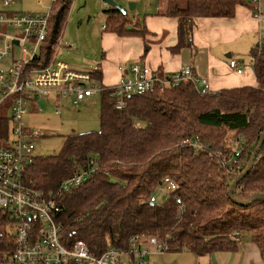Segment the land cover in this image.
Wrapping results in <instances>:
<instances>
[{
    "label": "trees",
    "instance_id": "16d2710c",
    "mask_svg": "<svg viewBox=\"0 0 264 264\" xmlns=\"http://www.w3.org/2000/svg\"><path fill=\"white\" fill-rule=\"evenodd\" d=\"M184 2L181 7L178 0H169L164 8V16L179 21L173 52L192 47L196 18H233L238 6L252 9L257 16L261 13L258 0ZM71 3H53L47 39L27 70L51 64ZM106 13L105 32H135L129 13L113 7ZM252 58L256 86L202 96L193 83H182L127 96L122 110L116 108L107 87L101 93L99 131L72 133L64 137L57 154L35 156L25 183L54 200L64 239L81 240L100 255L110 247L126 249L132 236L145 234L165 242L169 251L200 257L235 252L241 235L249 234L264 264V201L234 202L228 191L237 177L222 163L228 134H244L248 139L244 172L264 133V36ZM93 78L99 81L100 73L94 72ZM11 129L10 117L0 115V146ZM188 138L206 149L183 145ZM83 171L88 174L82 185L60 191L64 181ZM167 178L177 189L169 201L152 204L150 198ZM255 194L264 195V143L253 169L234 190L238 202H247ZM176 198L184 203L181 216Z\"/></svg>",
    "mask_w": 264,
    "mask_h": 264
},
{
    "label": "built area",
    "instance_id": "2783aa9c",
    "mask_svg": "<svg viewBox=\"0 0 264 264\" xmlns=\"http://www.w3.org/2000/svg\"><path fill=\"white\" fill-rule=\"evenodd\" d=\"M12 1L3 0V3L9 6ZM55 1L50 0L44 13L0 12V29L6 26L16 31L11 36L0 30V59L7 56L14 59L10 68L0 70V111L10 110L12 122L11 134L0 146V264H146L151 255L169 251L168 245L157 237L142 234L132 236L126 249L110 247L96 255L81 240L68 243L63 227L56 220L54 200L25 183L26 171L37 156L35 143L45 136L41 130L22 125V115L28 108L34 106L41 112V101L48 100L52 91L60 99H73L78 106L81 101L93 98L107 88L94 80L92 72L76 71L57 61V52L49 66L27 70L47 39ZM48 2L38 0L41 6ZM57 46H61V41ZM16 47L21 48L19 59L14 56ZM229 66L239 74L243 71L237 60H231ZM119 70L121 78L111 87V97L119 110L126 108L127 96L164 91L182 83H193L202 96L211 93L208 81L197 77L189 66L169 73L140 64ZM59 114L61 111L57 110L56 115ZM247 144L244 134L235 135L226 143L222 163L230 175L238 177L242 174L247 164L244 159ZM183 145L196 151L206 149L193 138L184 140ZM87 174L84 171L74 174L60 185V191L82 185ZM176 189L177 185L167 178L150 202L161 203L158 193L164 194L165 201H169L170 193ZM176 203L181 216L184 203L180 198H176Z\"/></svg>",
    "mask_w": 264,
    "mask_h": 264
},
{
    "label": "crops",
    "instance_id": "0c3cea01",
    "mask_svg": "<svg viewBox=\"0 0 264 264\" xmlns=\"http://www.w3.org/2000/svg\"><path fill=\"white\" fill-rule=\"evenodd\" d=\"M11 5L5 6L2 0L4 9H8ZM137 5L139 6L140 2ZM149 5L143 14L133 11L130 14L126 10L133 19L134 25L131 27L135 31L133 34L117 35L105 32L104 26L109 14H104L105 23L102 31L98 34L94 31L100 43V52L90 60L85 58L88 61L86 65L92 67L89 70L75 69L69 63L59 60L58 57L57 61L76 71L92 73L98 71L100 80L95 81L105 87L115 86L119 82L120 67L128 69L134 64L160 69L167 73L189 66L197 77L208 81L211 93L244 86H256L252 54L261 44L264 36V0L258 2L261 12L258 17L252 9L238 6L233 18H196L192 47L183 48L178 52L172 50L178 43V19L164 16L160 0H152ZM0 12L16 13L8 10ZM7 28L9 27L3 26L0 30L6 33ZM61 46H56L55 54L60 51ZM73 46L74 44L67 45V47ZM246 59L250 60V66L245 65ZM231 60L239 62L243 70L241 74L230 68ZM12 62H14L13 58ZM195 260L196 264H263L260 251L252 242L249 234L241 235L235 252L196 256Z\"/></svg>",
    "mask_w": 264,
    "mask_h": 264
},
{
    "label": "rangeland",
    "instance_id": "374dc122",
    "mask_svg": "<svg viewBox=\"0 0 264 264\" xmlns=\"http://www.w3.org/2000/svg\"><path fill=\"white\" fill-rule=\"evenodd\" d=\"M121 8L129 11L130 3L140 2V5L135 7L133 12L143 14L144 10L149 8L152 0H112ZM163 10L169 0H160ZM181 7L185 6L184 0H178ZM8 9L2 6L0 0V11L8 10L12 12L24 13H44L46 8L50 6V0L45 6H41L38 0H13ZM111 6L106 5L103 0H72L69 7L65 26L62 33V46L57 53V57L61 61L69 63L75 69L92 68L86 65L92 57L100 52V43L94 35L102 31L105 23L104 14ZM264 25V24H263ZM8 35H15L14 28H7ZM2 44V42H0ZM74 44L73 47L67 45ZM57 51V48H55ZM95 54V55H94ZM14 56L19 59L21 56V48L16 47ZM245 65L250 66V60L246 59ZM13 65L12 56H7L0 59V68L7 70ZM72 69V68H71ZM101 94H96L90 100L74 104L73 99L58 98L56 92H50L48 100L41 101L40 107L42 111H37V108L30 106L25 114L22 115L21 123L24 126L41 130L45 137L36 141L35 153L40 156H49L57 154L63 144L65 136L72 133H87L96 132L101 128L100 124V108ZM60 110L61 114L56 115V111ZM0 115L10 117L11 111L2 109ZM234 134H228L227 142ZM159 202L165 201V195L158 193ZM248 235V234H246ZM185 252V253H184ZM160 252L158 255H151L147 259L146 264H196V256L191 252ZM179 253V254H177ZM163 255V257H161Z\"/></svg>",
    "mask_w": 264,
    "mask_h": 264
},
{
    "label": "water",
    "instance_id": "95a60500",
    "mask_svg": "<svg viewBox=\"0 0 264 264\" xmlns=\"http://www.w3.org/2000/svg\"><path fill=\"white\" fill-rule=\"evenodd\" d=\"M104 3L106 5H109L113 8H116L118 10H121L123 11L124 13H126L127 11L123 8H121L120 6H118L115 2H113L112 0H103ZM137 6V3H130L129 4V10L130 11H134L135 10V7ZM18 43L16 42V45ZM263 143H264V133L262 134L261 136V139H260V142L256 148V150L254 151L253 153V157H252V160L250 161L247 169L242 173L240 174L233 183H231L230 185V188H229V191H228V195L229 197L236 203H240L242 205H249L253 202H257V201H264V195L263 194H255L251 197V199L247 202H238L235 197H234V190L236 187H238V185L240 184V182L250 173V171L253 169L258 157H259V154H260V151H261V148L263 146Z\"/></svg>",
    "mask_w": 264,
    "mask_h": 264
},
{
    "label": "bare ground",
    "instance_id": "6f19581e",
    "mask_svg": "<svg viewBox=\"0 0 264 264\" xmlns=\"http://www.w3.org/2000/svg\"><path fill=\"white\" fill-rule=\"evenodd\" d=\"M151 68V67H150ZM153 69V68H152ZM156 70H158V69H156ZM239 135V134H238ZM235 136V135H234ZM237 136V135H236ZM233 137V136H232ZM188 139H192V138H188ZM179 210V209H178Z\"/></svg>",
    "mask_w": 264,
    "mask_h": 264
}]
</instances>
